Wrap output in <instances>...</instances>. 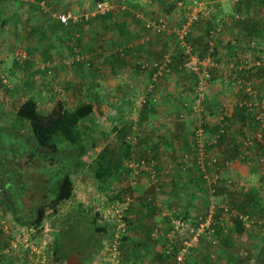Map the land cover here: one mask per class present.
<instances>
[{"label": "crops", "instance_id": "obj_1", "mask_svg": "<svg viewBox=\"0 0 264 264\" xmlns=\"http://www.w3.org/2000/svg\"><path fill=\"white\" fill-rule=\"evenodd\" d=\"M32 1L31 6H26L23 0L21 6H6L5 1L0 0V10L15 12V14L11 12L10 21L21 22L23 25L18 28H21L19 36L22 38L21 42L27 43V46H23L28 47L24 51L23 57L16 58L15 56L11 59L15 62L13 67L19 65L18 68L23 69L28 65L27 69L29 68L30 73H35L34 78L37 80H41L38 75L42 74L43 69L51 67L55 76L56 74L60 75V78L50 79L49 83L51 84L49 85L53 86L48 85V88L54 96L56 91H59L54 101L61 99L64 105V99L67 103L74 99L80 100L84 91L82 87L85 77L90 74L95 76L97 82L94 87L86 89V92L91 90L94 91V94L84 102L92 103L91 117L94 116L95 121L98 117V125L102 127V130L99 131V134L90 133V135L92 134L90 142H87L82 134L89 146L87 155L90 154V151L94 152L90 157L96 155L98 150L107 143L111 133L116 136L117 128L125 126L129 129L128 134L139 132L138 138L130 142V155L126 161L144 154L157 159L155 171L159 175V179L151 186L144 185L145 180H148L149 177L141 181L143 178L141 176L136 183H131L130 172H126V178L130 180L131 187L136 189L134 192L138 196H136L137 199H134L133 206L129 211L131 228L126 240L131 246H129L124 260L127 261L126 264H142L143 262L145 264L147 259L153 260L152 256L158 253V258L161 261L156 264L174 262L172 256H165L161 253L163 243L160 237L168 226L171 227L168 225L170 222L160 216V219L165 220L164 223L163 221L159 222L163 224L164 230L158 229V233L161 234L160 237L156 236L158 239L150 237L151 239L147 240V232L140 230L146 225V219L152 220V215L158 208H160L158 213H168V219L171 218L173 227L181 235L175 241L181 245L183 240L187 239L186 235H192L191 228L196 229L195 222L201 217L202 209L206 205L215 207L221 199L222 202L225 200L220 195L214 194L216 189L213 193L210 192L212 187H216L217 192H223V189H226L224 186L230 184L224 182L226 176H232L238 184H242L248 183L251 175L256 172L258 164L254 152L248 151L247 158L251 155V161L247 164L246 157L239 150L240 137L242 138V136L236 127L241 123L242 117L246 115L242 104L245 97L242 95V91L246 90L238 87L236 80L239 77L250 78L264 90V70H259V67H250L246 58L249 54L247 56L249 60L255 59L256 63H264V18H258L257 14L254 20L250 19L249 21L245 18L243 21L240 19L232 21L231 9L225 10L223 6H208L213 13V16L209 17L211 24L218 26L214 41L211 43L215 45L216 51L213 54L210 52L212 59L207 67L210 68L211 76L206 81L205 92L203 98L200 99L202 110H195L190 101L193 102L196 97L193 84L197 80V76L195 72L182 65L179 57L180 43H178V35L174 31V28L181 26L187 19V8L192 4V0H126L119 5L109 3L108 8L104 11L97 8L90 9V6H68L69 3L66 0H60L58 6H53L55 0ZM44 1L47 5H44ZM239 1H233L234 5ZM241 1L242 4L245 3L244 0ZM39 3H42V6H38ZM257 6L263 8L264 0ZM79 9L83 13H77ZM241 14L243 13L241 12ZM69 15H75L80 19L72 22L69 19L71 17H66ZM235 15L237 14L235 13ZM60 16H64L66 19L62 21ZM247 16H249V12ZM159 18L164 19V27L154 30L146 26L147 22H155ZM253 21L255 22L254 26L260 28V31L256 27L254 28L257 36L247 34L248 30L246 29L253 28L250 25ZM206 22L204 18L191 25V33L188 34L190 38L202 35L198 42H192L195 45L194 49L200 50L203 42H209L206 32L211 24ZM200 23L204 24L202 25L203 30H200L202 28ZM36 26L40 28V33L32 35ZM27 27L30 31L26 29ZM68 34L71 36L70 40L65 39ZM14 35L15 33L8 32V39L6 38L5 41L14 43ZM255 37H262L257 38L259 40L257 47L253 46ZM5 41L3 40L2 43ZM65 41L68 44L66 46L69 47L74 43V50L80 49L83 58L81 61L74 62L71 60L73 59L71 53L66 56L67 53L60 49L61 44H64ZM245 42H249V46L245 47L243 45ZM167 53L170 54L172 63L171 66L169 65V71L160 74L156 63L162 62L164 54ZM242 55L245 57H241ZM3 58L4 62L9 59L6 56ZM238 58H243L247 64H241L240 69H237L238 72L232 74L228 66L234 62L238 63L239 61H235ZM20 59L24 60L21 64H19ZM47 61L50 62V66L45 65ZM69 61H72V64H69ZM142 62H147L148 65L143 66ZM4 66H6L5 63ZM10 66L9 64L7 67ZM262 67L264 68V64ZM10 68L12 72H16L12 70L14 68ZM66 70L69 71L67 75L64 73ZM0 71H4L3 66H0ZM156 71L157 74L154 75ZM107 74L112 77L105 79ZM84 86L86 87L85 84ZM133 91L137 92L134 97L132 96ZM42 92L45 96L48 94L49 102L51 98L49 93L51 92L47 89H43ZM27 96L29 95L25 97ZM141 97H146L147 105L139 104L138 101ZM80 103L83 102L79 101L78 104ZM74 106L69 108L65 105L69 109H73ZM101 114L114 119L110 129L105 128L106 124L101 118ZM89 118L90 116L82 118L78 127L81 128L82 123V129L88 127L90 124L85 122H88ZM198 125L203 126L204 137L208 140L218 134L215 142L211 141L204 146L202 156L203 162H206L204 167L200 166L195 157L197 145L194 141L193 130ZM221 128H223V132L220 131ZM212 156L219 157L217 163L211 162ZM228 157L231 158L233 166L225 165L228 162ZM216 179L219 180L218 184ZM157 185L158 189H155ZM147 194L153 195V202L147 203L151 205H149L150 208L145 209L147 207H142L140 202L145 201L144 198ZM73 197L70 199L74 200ZM203 197L206 204L200 209V206L203 205ZM240 208L238 209L241 210ZM185 210L189 213L186 217L184 216ZM60 211L59 207L54 215L59 214ZM147 212L151 215L149 218H147L149 214H144ZM158 213L157 215H159ZM216 215L215 213V218ZM52 219L55 220L54 217ZM177 220L182 224L178 225ZM213 222L215 223L214 220ZM56 232L57 229L54 232V239L58 235ZM140 232L141 234L146 233V239L139 238L137 240L139 244L136 246L133 244L135 241L133 236L139 235ZM150 233L153 234L151 231ZM173 235L170 232V237ZM96 240H98L97 237H95ZM8 242L7 233L0 227V248H5ZM98 244L97 242L90 257L81 264H104V259L106 262L108 255L106 256L104 247L102 245L99 247ZM201 245V242L198 244L197 239L189 246L194 255L198 253L200 247L204 248ZM141 250L148 251V256L146 259L144 258L145 261L143 260L144 253ZM138 252L143 255L134 256V253ZM24 260L33 264L26 252L12 250L0 253V264H26ZM62 264L69 263L65 259Z\"/></svg>", "mask_w": 264, "mask_h": 264}, {"label": "rangeland", "instance_id": "obj_2", "mask_svg": "<svg viewBox=\"0 0 264 264\" xmlns=\"http://www.w3.org/2000/svg\"><path fill=\"white\" fill-rule=\"evenodd\" d=\"M4 1L6 6L23 5L21 4L22 0H4ZM23 1H25L26 6H31V4H33L32 0H23ZM59 1L60 0H55V4L53 3V6H58ZM198 1H201L203 3V6L206 7L223 6V8L225 7L224 8L225 10L231 9L233 12V14L232 12L230 13V15L232 14L231 16L232 21L235 19H240L243 21L245 20V18L250 20L248 18L249 16L247 17L246 13L244 12L245 10L242 12L243 14H241V12L240 13L235 12L237 14L235 15L234 13L235 5L233 1L236 0H220V1L198 0ZM245 1L249 2L248 3L249 7H247L248 8L247 10H249V15L252 14L251 19L254 20L257 14H258L257 15L258 18H264V7L260 8V6H257L256 0H244V2ZM66 2L69 3L68 6H73V7L90 6V8L93 9V8H97L96 3L98 2V0H68V1L66 0ZM44 5H47L45 1H44ZM38 6H42V3H39ZM211 11L212 10L210 9L209 14L212 17L213 13H211ZM11 12L12 11L5 12L2 9L0 10V37H2V40H0V63L3 60L0 66H3L4 69V71H0V123L6 124L8 126L11 125L20 126V122H19L20 120L14 113L18 104L23 100V98L26 95H33L38 99L39 108L41 110H48L50 108V104L52 103V101H54L56 95L59 93V91L58 92L56 91L54 96V94H52V91L48 88V85L51 84L49 83L50 79L60 78V75L56 74L55 76L53 69H51L50 72H47L46 70L49 69V67H46L45 69H43L44 71H41L43 75L42 74L40 76L38 75V78H41V80H37V78H34L35 73L32 74L30 73V70H28L29 68L27 69V67H29L28 65H26L23 69H19L18 68L19 65L17 67L15 65L13 67V64L15 62H13L11 59L15 58L14 56H18L20 51L21 53L24 52L28 47L23 46V45L27 46V43L25 44L21 42L22 38L21 36H19L21 28L20 29L18 28L23 27V25H21V22H13L12 20L10 21ZM12 13L15 14V12ZM77 13H83V12H81V9H79V12ZM219 22H220L219 24H221V21ZM199 25L200 27H202L200 28V30H203L204 27L202 25L204 24L200 23ZM26 29L30 31L28 27ZM257 29L260 30V28ZM8 32L15 33L14 43L11 42L7 43L5 41L6 38L8 39L7 37ZM39 33H40V28L36 26L34 28L32 35L33 34L39 35ZM253 33L254 35L257 34L255 31H253ZM257 38H262V37H255L253 39V46L256 47L259 46V44H257L259 42ZM3 40L5 41V43H2ZM196 40H197L196 37L194 38L191 36L192 42ZM61 45L62 46L66 45V41L64 42V44ZM73 45L74 43L71 44V46ZM243 45H245V47L249 46V42H245L243 43ZM250 45H252L251 42ZM62 46L60 47L63 48V50L67 53L66 56L72 53L70 51V47L67 46L62 47ZM79 50L80 49H77L78 52ZM15 52L18 55H14ZM248 55L249 54H247V56ZM5 56L9 58L6 59V62H4V58H3ZM247 56L246 58L248 64H250V67H259V70H264L263 67L261 68V66H263L264 63L262 62L261 64L256 63L255 59L249 60ZM241 57H245V55H242ZM23 59H20L19 64H21ZM235 61H239V62L238 63L234 62L228 66V68L231 69L232 74L238 72L240 68L236 66H238L240 63H242L243 65L247 64L245 63V60H243V58H238ZM4 63L6 66H4ZM236 63L237 65L234 66V64ZM9 64L11 65L10 67L14 68L12 70H15L16 72L14 71L12 72L11 68L7 67L9 66ZM69 64H72V61H69ZM27 70L29 71L28 73ZM64 73L67 75L69 71L66 70L64 71ZM111 77L112 75L107 74V78L105 79ZM96 82L97 81L95 79V76H92L91 74L86 76L82 87V89L84 90L82 93V98L80 100L74 99V101H69L68 103L66 99H64L66 107L71 108V106L78 104L79 101L84 102L86 99L91 98L92 94H94V91L89 90L88 92H86V89L88 87L93 88ZM84 84L86 85V87L84 86ZM256 84H257L256 82L248 78L245 81H243L241 86L236 80V85L238 87H241L244 90H246L245 86L250 85L251 88L255 91L253 94H249L247 90L242 91V95H245L243 99H245L246 101L250 99L256 100L258 98H264V92L259 91L260 86H257ZM49 86H53V85H49ZM38 88H40L39 91H37ZM43 89H47V91L51 92L49 93L51 94L50 95L51 98L49 102L47 99L48 94L45 96V94L42 92ZM136 93H137L136 91H133L132 96L134 97ZM87 116H90V118L87 119L88 122L85 123L90 125L82 129L83 126L82 123L81 130L87 142H90L92 136V134L90 135V133L99 134L100 133L99 131L102 130L101 129L102 127L98 125L99 123L98 117H97V121H95L96 118L94 116L91 117V113H89ZM86 117H83V119ZM101 118L104 120V123L106 124L105 128L110 129L111 126L113 125L112 121L114 119L110 116H106L102 114H101ZM245 118H242L241 123L238 124L236 127L239 129L238 132H241L243 134L244 130L245 133L247 132L252 133L254 131L260 130L262 134L261 140H258L255 143L256 145H254V147L250 149L252 152H254L256 163L258 164L256 165V172L251 175L248 183L238 184L235 181V179L232 176H230L232 178V181L228 186L227 185L224 186L226 187V189H223V192L222 191L217 192L218 189L216 188L214 194L216 196L220 195L225 200H223L222 202L221 199L219 204H216L215 207L210 206V208L212 209V212L209 210V213L210 212L212 213L210 218L212 217V220H215L216 222L214 224L212 222L211 224L205 226L204 232L198 235V244L201 242L202 244L201 246H203L206 249L200 247L198 253L195 255L190 250L186 251L187 257L185 258V260L187 262L188 257H190L191 264H257L259 260H261L262 257L264 256V125L261 126L258 125L256 122H252V121L249 122L248 116L247 119ZM26 126H27V122L24 124L23 127ZM114 137H115L114 134L111 133V135L107 139V142L113 140ZM93 154L94 152L91 151L90 154L88 155L85 154L82 157L81 165L71 173V178L73 180V186H74V193H73L74 200L71 199L70 203L67 202L66 207H64V209L61 210L59 214H56L54 216L53 215L50 216L49 214L48 216H46L48 218L53 216L55 218L54 223L55 222L57 223L53 225L57 229L56 235L58 234L57 237L58 236L59 237L58 238L56 237L54 241L59 240L60 242L61 241L64 242L63 246H61L60 253H64V252H69L71 254L77 253L75 255L77 256L78 264H81L90 257L93 249H95L96 247L97 242L99 243L98 244L99 247H101V245L104 247L105 254L107 256L109 252L108 250V245L110 242L109 240L113 232V223L110 221V219L104 217L103 215L104 207L109 202L119 199L121 197V194L130 192L129 189L131 188L130 180L126 178V172H122V173L113 172L114 177L113 179H111V181L109 179L106 180L97 179L94 176L93 173L94 166L91 163L94 157H90ZM132 158L134 159V157ZM250 159H251V155H249L248 158L246 157L247 164L249 163V161H251ZM16 163L20 166V168L24 172H26V175H30L33 173L31 172V169L33 167V162L31 161V158H29L28 156L24 155L22 157H17ZM58 165L59 163L53 164V166H58ZM231 166H233V162ZM230 169H232V167H230ZM259 179L261 180L260 182ZM228 191H230L231 193ZM118 192L119 195L116 194ZM224 192L225 194H223ZM134 199L137 198L134 196ZM202 204L203 205L200 206V209H202L203 206L206 204L204 197L202 198ZM212 204L214 205V203ZM0 205L1 206L3 205L1 197H0ZM61 205L63 206L64 203H62ZM207 206L208 205H206L205 208L202 209V211L200 210L203 216H205L204 219H206L209 214ZM225 207H227V209H225ZM238 208L242 209L243 211L242 210L239 211ZM159 209L160 208L154 211V214L152 215L153 219L152 220L146 219L145 222L146 225L141 227L140 229L141 232L142 230L143 231L145 230L147 232L148 234L147 240H150L151 239L150 237L158 239V237L156 236L160 237L161 235L158 233L159 230L160 229L164 230L162 227L163 224L159 222L163 221L164 223L165 220H162V218L160 219V216L165 217L166 221L170 222L169 224H171L172 222L171 218L168 219L167 217L168 213L165 214H161L160 212L158 213ZM215 209L216 212H214ZM157 213L159 215H157ZM215 213L217 214L216 218L214 217ZM238 213L248 214V217L244 218L243 220L240 219V221H242L240 224L241 226L240 230L237 229L238 226H236V223L234 221V217ZM144 214L146 215L149 214L147 218L151 216L150 213L148 212ZM127 217L129 218V212L127 213ZM204 219L202 221H205ZM128 224L130 229L131 228L130 221L128 222ZM97 225H99V229H100L99 231L95 230ZM100 226H102L103 228L101 229ZM155 228H157L156 231ZM213 228L214 231H212ZM63 231L65 232L63 233L62 236L60 234H62ZM150 231L153 232V234H151ZM141 232L139 233V235L133 236L135 238L133 244L136 246L137 244H139V242H137L139 238L141 240L146 239V233L143 232L141 234ZM95 237H97L98 240L95 241ZM190 237H191L190 234L186 235L187 239H189ZM129 246H131V244L127 240H124L119 246L120 248L119 264L127 263V261L124 260L125 258L124 256L128 253ZM142 252L144 253V255L143 253H140V256L143 255V260H144V258L146 259V257L148 256L147 254L148 251L145 250ZM158 257H159L158 253L156 255L154 254L152 256L153 260L150 259H147L146 261L144 260L145 264H149V263L156 264V262L161 261V259ZM24 261L26 264H31L27 260ZM53 261L54 264L63 263V261L61 260L59 261V259H57L56 257H54V259H51V264H53ZM131 263L133 262L131 261ZM104 264H107L105 262V259H104ZM142 264H144V262ZM169 264H175V263L170 261Z\"/></svg>", "mask_w": 264, "mask_h": 264}, {"label": "trees", "instance_id": "obj_3", "mask_svg": "<svg viewBox=\"0 0 264 264\" xmlns=\"http://www.w3.org/2000/svg\"><path fill=\"white\" fill-rule=\"evenodd\" d=\"M106 1L111 4L118 3V5L126 2L125 0ZM256 1V5H258L262 0ZM248 3V1H245V3L242 4L241 0L236 2L234 13L243 12L246 8L244 12H246L247 15L249 12L247 10V7H249ZM248 18L251 19L252 16L249 15ZM69 19L72 20V22L75 21L71 18ZM202 19H204V17ZM208 19L209 18H205L207 21L206 23H209L210 25L211 21ZM250 25H252L253 28H247L246 30L249 32H247V34L254 36L253 31L255 28V22H251ZM70 37L71 36L68 34L67 37L65 36V39L70 40ZM186 37V40L192 45V47L195 46L189 35H186ZM201 37L202 35H198L196 41H199ZM66 45L68 44L66 43ZM65 46L63 45L62 47ZM201 46L202 49L200 50L196 48L193 49V51H195L201 58L205 55L210 56V52L213 54L216 51L215 45H212L208 41L206 43L203 42ZM69 47L72 52L71 56L74 57L78 51L74 50V46ZM208 48L212 49L208 50ZM60 49L64 51L63 48L60 47ZM184 50L185 47H180L179 45V57L182 65L187 60L189 54L185 53ZM80 53L81 51L77 53L80 58H73L71 60L76 63L81 61L83 58L81 57L82 53ZM18 57L20 56H16V58ZM171 63L172 62H169V65ZM206 70L209 72V78L207 79L209 80L211 71L209 67H207ZM46 71L48 72V69ZM256 85L259 86L258 84ZM260 87L259 91L264 92L263 87ZM147 102L148 100L146 99V102H144L143 105H147ZM92 110L93 106L90 102H83L75 106L73 109H67L61 99H56L48 110H41L37 98L29 95L18 104L14 112L20 120V126H8L0 123V197L3 203L2 206L0 205V217L5 218L11 226L33 224L38 228L44 219L48 218L46 216L49 214L50 216H54V213H56L62 203L71 200L70 198L73 197L74 193L71 173L81 165L82 157L87 154V151L89 150V146L82 135V130L78 126L80 120L91 113ZM242 118L247 119V114ZM248 120L249 122L252 121L250 118H248ZM26 122L27 126L23 127ZM128 130L129 129L125 126L117 128L116 136L113 140L108 141L98 150L96 155L93 156L94 158L92 159V162L90 160L94 166V176L97 179H109L111 181L114 177L113 172H131V168L127 167L126 161L130 155V141L127 138ZM244 135L245 130L242 136ZM24 155L31 158V161L33 162V167L31 169V172L33 173L30 175H26V172H24L16 163V158ZM150 157L153 156H147V154H144L134 159ZM54 163H59V165L53 166ZM129 190L131 193H135V197L138 196L136 192H133L136 189L131 187ZM116 194L119 195V192ZM146 198L147 196L145 195L144 199ZM132 201L129 203L127 213L133 206L134 201ZM140 205L142 207H147L145 209L149 208L145 201L140 202ZM187 210H185L184 213L185 217L189 215ZM53 216L48 219H52ZM203 218L204 216L201 213L199 219ZM126 219L128 224L129 218L126 217ZM199 219L196 220V225H198ZM52 220L53 223L54 219ZM241 222L242 221H240L238 215H235V223L236 226H238V230L241 228ZM169 225H171V227L167 225L168 228L161 236L163 243L161 253L165 256H170V253L166 252L167 243L170 242L171 239L177 240L181 236L179 232L175 230L172 223ZM100 228L102 229L103 227L100 226ZM95 230H100L99 225L96 226ZM128 231L129 224L126 227V232L120 236V245L128 238ZM64 232L65 231L60 235L63 236ZM170 232L174 234L172 237H170ZM63 243L64 242L57 240L54 241L53 245L54 257L59 259V261H64L70 254L69 252L60 253ZM188 250L191 251L190 248ZM134 254V256L140 255V253ZM187 263L191 264L190 257H188ZM257 264H264V256Z\"/></svg>", "mask_w": 264, "mask_h": 264}, {"label": "built area", "instance_id": "obj_4", "mask_svg": "<svg viewBox=\"0 0 264 264\" xmlns=\"http://www.w3.org/2000/svg\"><path fill=\"white\" fill-rule=\"evenodd\" d=\"M97 9L100 10H106L109 6V2L107 1H98L96 3ZM210 8L207 6H203V3L198 0H192V4L189 5V8H187V19L181 24V26L174 28V31L178 35V42L182 47H185L184 52L189 53L187 60L184 62V67L188 70H192L195 72L197 76V80L193 84V90L196 95L193 102L190 101L192 104V108L195 110H202L200 99L203 98L204 92H205V84L207 79L209 78V72L206 70L207 65L211 62V57L209 55H205L203 58L199 57L198 54L193 51L192 46L190 43L186 40V35L188 34V31L191 30V25L195 21H198L201 17H209L210 16ZM71 17L73 20H78L79 18L75 15H69L66 16ZM64 16H60L62 21L66 19ZM146 26L151 27L154 30H159L160 28L165 26V22L163 18L157 19L155 22H147ZM218 30V26L215 24H211L207 29V39L210 43L214 41V38L216 36ZM24 52H19V56L23 57ZM19 57V58H20ZM73 58H80V56L76 53ZM169 62H171L170 54H164L162 62L156 63L158 67V73H163L164 71H169ZM46 66H50V62L47 61ZM142 65H148L147 62H142ZM51 67H49L48 72H50ZM157 74V71L154 73V75ZM237 82L242 86V81L237 80ZM245 89L248 91L249 94H253L255 91L251 88L250 85H246ZM242 103L244 105V111L246 112L247 116L253 121L258 123V125H264V98H258L256 100H243ZM139 104H142L146 102V97L139 98ZM222 117V116H221ZM194 141L197 145L195 150V157L197 161L200 163L201 167H204L206 162H203L202 156L204 154V146L206 143H209L211 141H216V136H213L211 140L206 139L204 137V128L201 125H198L194 128ZM220 131L223 132V128L220 129ZM220 133V132H219ZM139 136V132L128 134L127 138L130 142L135 141ZM261 132L260 130L254 131L252 133H245L244 136H242L240 144H239V150L240 153L247 157L249 154L248 151L256 145L255 143L258 140H261ZM247 153V154H246ZM246 154V155H245ZM219 157L218 156H212L211 162L217 163ZM228 162L225 163V165L230 164L229 159H227ZM157 163V159L155 157L150 158H138V159H129L127 161V167L131 168V183H136L139 177H143L141 181L145 180L147 177H149L148 180H145L144 185L146 187L153 185L155 181L159 179V175L155 171V165ZM221 164V163H220ZM217 179H219L217 177ZM216 179V183L218 184V181ZM231 178L226 176L225 177V183L230 182ZM155 189H158V185L155 187ZM216 187H212L210 189V192H214ZM134 192V191H133ZM135 193L127 192L121 194V197L117 200H113L109 202L104 207V217L107 219H110V221L113 223V232L110 238V242L108 245V257L106 258L107 264H119V256H120V236L126 232L127 227V209L129 207L130 201L134 199ZM147 198L145 199V202L150 203L153 202V195L147 194ZM70 203V200H67L63 206H61V210L66 207V204ZM214 207V206H213ZM227 209V207H225ZM209 210L212 212V209L209 206ZM209 213L208 211V217L204 219L205 221H202L203 219H199L198 225H196V229L191 228L190 231L192 232V235L189 239L183 240V244L179 245L176 243L175 240L171 239L170 242L167 243L166 252L170 253V256L173 257L175 264H188L185 260L186 258V251L190 248L189 246L192 245L193 241H196L198 239V235L204 232L205 226L211 224L213 222L212 213ZM240 219H244L248 217V214L238 213L237 214ZM52 219H44V221L36 228L33 224H22L18 226H11L9 222L3 218L0 217V227L2 231L7 233L8 235V245L1 249L0 253L4 252H10L12 250L17 251H23L28 254L30 259L32 260L33 264H51V259H54V232L56 231V228L52 223ZM178 225L182 224L181 221L177 220ZM186 225V224H185ZM157 228H155V231ZM209 231V230H208ZM54 264V261H53Z\"/></svg>", "mask_w": 264, "mask_h": 264}, {"label": "clouds", "instance_id": "obj_5", "mask_svg": "<svg viewBox=\"0 0 264 264\" xmlns=\"http://www.w3.org/2000/svg\"><path fill=\"white\" fill-rule=\"evenodd\" d=\"M78 18H79V17H78ZM202 18H203V17H201V18H200L198 21H200ZM204 18H209V17H204ZM195 22H196V21H195ZM190 33H191V30H190V31H188V34H190ZM188 34H187V35H188ZM186 38H187V37H186ZM178 43H179V42H178ZM190 45H191V44H190ZM180 46H181V45H180ZM191 46H192V45H191ZM192 48H193V47H192ZM193 49H194V48H193ZM193 49H192V50H193ZM241 64H242V63H240L238 66H236L237 64H234V66H236V67H239V68H240V67H241ZM238 79H239V80H241V81H242V80H243V81H245V80H246L245 78H240V77H239V78H237V80H238ZM243 81H242V82H243ZM238 155H239V154H238ZM228 159H229V161H230V164H229V166H231V158H230V157H228ZM228 177H230V176H228ZM230 178H231V177H230ZM231 181H232V178H231ZM231 181H230V182H231ZM230 182H229V183H230ZM208 211H209V206H208ZM203 219H204V218H203Z\"/></svg>", "mask_w": 264, "mask_h": 264}, {"label": "water", "instance_id": "obj_6", "mask_svg": "<svg viewBox=\"0 0 264 264\" xmlns=\"http://www.w3.org/2000/svg\"><path fill=\"white\" fill-rule=\"evenodd\" d=\"M66 262H68L69 264H77L78 263L77 256L75 254H70L66 258Z\"/></svg>", "mask_w": 264, "mask_h": 264}, {"label": "flooded vegetation", "instance_id": "obj_7", "mask_svg": "<svg viewBox=\"0 0 264 264\" xmlns=\"http://www.w3.org/2000/svg\"><path fill=\"white\" fill-rule=\"evenodd\" d=\"M70 254H71V253H70ZM70 254H69V255H70Z\"/></svg>", "mask_w": 264, "mask_h": 264}]
</instances>
